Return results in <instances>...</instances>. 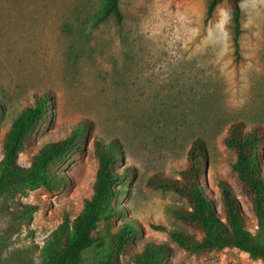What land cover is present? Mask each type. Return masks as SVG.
Masks as SVG:
<instances>
[{
    "label": "rangeland",
    "instance_id": "1",
    "mask_svg": "<svg viewBox=\"0 0 264 264\" xmlns=\"http://www.w3.org/2000/svg\"><path fill=\"white\" fill-rule=\"evenodd\" d=\"M207 1L120 0L119 28L112 19L92 27L99 0H0V162L3 135L33 93L48 92L53 108L16 157L17 168H28L40 147L64 138L79 121L92 123L80 148L53 168L65 178L63 188L20 187L1 199L0 264H43V246L63 215L72 222L91 193L94 138L120 143L118 167L131 166L133 176L117 204L141 235L169 244L167 264H264L236 249L188 256L153 229L196 233L170 214L185 201L146 183L154 172L176 177L191 143L201 139L207 162L201 186L221 215L220 187L228 188L249 230H256L223 139L232 122L264 133V0L239 2L238 58L228 4L221 2L205 20ZM259 155L264 168V143ZM28 206L35 210L18 219ZM106 248L84 251L82 264L100 262ZM119 264H131L129 257Z\"/></svg>",
    "mask_w": 264,
    "mask_h": 264
},
{
    "label": "trees",
    "instance_id": "2",
    "mask_svg": "<svg viewBox=\"0 0 264 264\" xmlns=\"http://www.w3.org/2000/svg\"><path fill=\"white\" fill-rule=\"evenodd\" d=\"M226 2L230 10L232 46L239 57L240 0H208L205 20L212 17L217 5ZM92 27L112 19L120 28L124 15L120 0H99ZM53 108L48 92L33 93V100L16 114L3 135L0 162V201L10 191L20 187L30 190L56 191L66 184L65 178L53 168L62 163L73 150L85 142L91 122L81 120L62 139L45 143L31 157L26 169L17 168L15 159L26 150L37 128L50 120ZM2 107L0 105V118ZM264 143V133L257 127H245L241 122L229 125L223 144L234 154L231 169L235 172L241 190L251 203L256 220V230L251 232L247 218L228 188L220 187L222 215L219 214L202 182V168L206 154L201 139H195L187 152L185 165L177 176L158 175L154 172L147 180L148 188L168 191L183 199L186 207L171 208L170 214L196 233L154 230L167 233L168 238L188 256H200L225 249H236L251 258L264 262V168L260 164L259 148ZM92 152L97 165L91 184V193L83 199L82 207L72 222L65 214L57 228L43 246V264H82V254L91 248H103V259L97 264H119L129 257L131 264H167L171 255L169 244L155 237L141 235L138 224L124 216L117 203L125 195L122 187L133 176L131 166L119 169L122 160L120 143L116 139L104 143L94 138ZM34 206L25 207L18 219H25ZM117 221V222H116ZM120 221V222H119ZM99 231L103 236H96Z\"/></svg>",
    "mask_w": 264,
    "mask_h": 264
}]
</instances>
